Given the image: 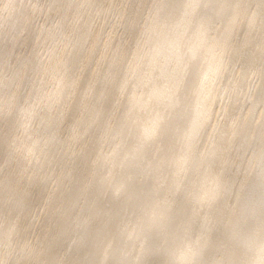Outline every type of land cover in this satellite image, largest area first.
Returning <instances> with one entry per match:
<instances>
[{
	"label": "bare ground",
	"instance_id": "6f19581e",
	"mask_svg": "<svg viewBox=\"0 0 264 264\" xmlns=\"http://www.w3.org/2000/svg\"><path fill=\"white\" fill-rule=\"evenodd\" d=\"M0 199L1 264H264V0H0Z\"/></svg>",
	"mask_w": 264,
	"mask_h": 264
},
{
	"label": "rangeland",
	"instance_id": "374dc122",
	"mask_svg": "<svg viewBox=\"0 0 264 264\" xmlns=\"http://www.w3.org/2000/svg\"><path fill=\"white\" fill-rule=\"evenodd\" d=\"M116 2V1H115ZM108 13H110V14H108ZM107 14H106V16H105V22H104V26H105V28L106 27H109L113 22H117L118 23V20H119V18H118V16H116L115 15V12L113 11V10H110L109 12H108ZM113 14V15H112ZM116 17V18H115ZM112 18H113V20H112ZM111 19V20H110ZM39 20V18H36L35 20H34V22L36 23L37 21ZM115 20V21H114ZM102 22V23H103ZM108 22H110V23H108ZM112 22V23H111ZM106 23L108 24V25H106ZM120 27V26H119ZM118 26H116V30L118 31V33H120V29L121 28H119ZM56 40V42H57V44L56 45H59V42H58V39H55ZM55 40L53 39V40H50L49 41V39L47 40L46 39V41H48V42H46V44H45V41L42 43L43 45H44V47H46V49H51V48H53V47H55L56 45H55ZM35 42V41H34ZM32 43L31 45L29 44L28 45V47H27V49H32L33 50V48H34V50L35 51H37L39 48H40V46L38 45V43L36 44V45H38V46H36L35 45V43ZM42 44H41V48H42ZM33 45H35V47H36V49H35V47H33ZM48 46V48H47V46ZM53 45V46H52ZM30 46V47H29ZM38 47V48H37ZM23 50H24V48H23ZM42 50V49H41ZM28 51V50H27ZM97 129V126L95 125V130ZM100 130V129H99ZM63 132V131H62ZM66 135V133L64 134V136ZM73 146V147H72ZM72 148H75V144L73 143L71 146H70V149H72ZM60 152V150H58V153ZM57 153V154H58ZM53 159V158H52ZM52 159L50 158V160H49V162L51 163L52 162ZM56 162L57 161H54L53 163H52V169H53V171H54V168L56 169L58 166H59V164L56 166ZM48 165H49V163L47 164V166H42L41 168H37L36 170L37 171H41V172H46L47 170H48ZM13 167H11L10 169H12ZM49 174H50V172H49ZM5 203V200H1L0 199V206L1 205H3ZM35 224H33V227L35 228V226H34ZM34 228H32V227H29V229H27V230H29V231H25L26 233L24 234L23 233V231L21 230L19 233L17 232L15 235H14V244H13V246H12V249L13 250H11V253H12V256H10V258H12V259H8V261L7 262H5V264L7 263V264H12L13 262L12 261H14L13 259L15 258V257H13V255L14 256H18L19 255V253H20V255L22 254V251H24V253H23V255H25L26 253L28 254L29 252L28 251H30V245H32L31 244V242L33 243L34 241H33V234H34V232H33V230H34ZM28 232H29V234H28ZM27 235H29V236H27ZM33 235V236H32ZM17 236V237H16ZM31 236H32V238H31ZM30 239H32V240H30ZM16 248H15V247ZM14 247V248H13ZM29 248V249H28ZM15 250V251H14ZM28 250V251H27ZM15 253V254H14ZM18 253V254H17ZM26 256V255H25ZM29 259H31L30 257H26L21 263L22 264H32V260H29ZM12 260V261H11ZM9 262V263H8ZM12 262V263H11ZM16 262V261H15ZM15 262L13 263V264H15ZM24 262V263H23ZM0 264H1V262H0ZM3 264V263H2ZM16 264H20V262L19 263H16Z\"/></svg>",
	"mask_w": 264,
	"mask_h": 264
}]
</instances>
